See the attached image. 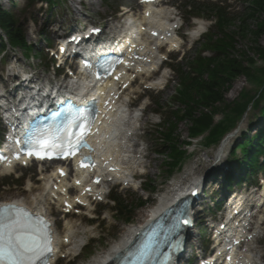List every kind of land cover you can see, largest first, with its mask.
<instances>
[{
  "label": "rangeland",
  "instance_id": "rangeland-1",
  "mask_svg": "<svg viewBox=\"0 0 264 264\" xmlns=\"http://www.w3.org/2000/svg\"><path fill=\"white\" fill-rule=\"evenodd\" d=\"M63 3H59L56 7L53 9H49L46 7V4L43 2H36L33 6L27 1V0H21V6L19 9L18 14L21 17V21H23L24 26L22 27L27 31V37L31 43H36L38 49H43L44 46V41L42 39V32L46 31L49 32L52 28L57 27L58 24H70L73 22V17H80V11L82 10L83 13H86L84 17H87L86 19H80V23L83 22H88V21H100L102 24L105 22L109 21L111 16L117 15V11L119 10L118 7L120 4L124 5H130V6H136L137 3L135 0H83L85 2L84 7H78L73 0H63ZM75 1H80V0H75ZM191 0H171L172 4H174L176 9L179 11L180 16L182 19H185L188 17V9L185 8V4L190 2ZM223 1V3L228 6V9L231 11L230 13L232 14L233 18H235V21L233 23L234 26H232L229 31H234L238 28V26L241 24V19H239L240 16L246 17L247 13L246 11V5L244 4L243 0H220ZM4 4V3H3ZM79 8V9H78ZM173 8V7H172ZM203 14H206L204 11ZM35 15L37 21H33L31 19V16ZM247 24L249 29H255L257 26L256 20L250 17H246ZM183 23V21L181 20ZM209 22V21H208ZM53 23V25H51ZM191 25H193L191 23ZM211 25V22L208 23V27ZM190 25L186 22L183 24V28L181 31V34L184 36L185 41L184 44L182 42L183 49L180 51L178 54L175 55L177 59L174 57L172 60V66L176 70V72L169 71V70H164L160 75H167L168 76V82L166 80L167 86L165 89L160 90L158 93L156 92L157 90H152L150 89L148 93L150 94V103L147 97L141 99L140 103L137 105L139 109L147 105V109L145 112H143V115L141 116V122L140 124L142 125V128L138 131L137 136L135 137V141H138L140 144L138 147L135 148V151H141L143 152V155L147 156L143 159H139L137 163L135 164L136 170H139L141 175H138V178L140 177L141 180H145L147 182V185H150L149 182L153 181V184L158 185V192L167 189L169 185L172 183L174 178H189L193 174L195 175H201L205 171L211 172V176L208 178L209 180L206 181L207 183H210L209 186L213 187L214 186V178L212 174L215 171L214 169H217L215 166L212 165L214 161V156L216 157L217 155V149L218 148H208L201 144V142H198L197 139L192 140V144L189 146H183L184 144L182 143L184 139H188L189 132V123L186 121L179 122L177 123V132L180 134V139L183 148L186 147L188 149L189 153V158L186 160L184 164V171L181 173H176L170 180H166L167 178V171L165 167V162L167 160V157L165 155H159L155 151L158 149H161L159 146V143H165L160 137L158 141L159 134L156 131V127L161 121H164L167 117H169L170 111L178 108V99L174 97L175 90L177 89L178 83H179V78H178V71L181 70H186L189 72V64L185 60L179 64L181 53L184 51L186 52L187 58H192L195 57V51L199 47V41L200 39H196L193 43H188V36L185 35L187 30L189 29ZM213 27V26H212ZM211 27V28H212ZM67 28H70L68 25ZM237 35V41L235 42L236 48L237 49H243V50H249L252 52L251 48L255 47V45H260L264 47V32L261 33L259 36H256L254 32H248L246 34H242V37H238ZM45 37V36H44ZM36 47V48H37ZM41 47V48H40ZM18 57L20 58V67L25 68L29 67L36 71L39 72L41 70L44 71L45 66H42L41 60L38 64H36V61L34 59H27L25 57V51L23 49H18L17 52ZM30 54H33L30 53ZM206 55H212L211 52L205 53ZM249 54V52H248ZM258 57V59H256ZM255 58V68L253 70H256L258 67H262L263 60L261 57L254 55ZM8 57L6 56L4 61L0 62V84H2V79H1V74L6 66L8 64ZM189 63V62H188ZM247 64V63H245ZM184 65V68L182 67ZM191 73V72H190ZM256 74V72H254ZM51 76V73L49 74ZM205 77V76H204ZM247 79V80H246ZM250 79V80H249ZM239 84V87L236 91L233 90V88ZM146 84H139L133 86L134 90L142 91L145 90ZM244 89H251L252 91L257 89V85L252 83V78H246L240 76L237 78L233 84L232 87L226 92L225 94V104H233L235 103V100L238 99L239 95L244 92ZM132 94V93H131ZM132 96V95H131ZM130 96V97H131ZM221 111L217 112L214 116H216V119H223L230 111L225 108L224 104H220ZM225 108V109H224ZM224 109V110H223ZM223 110V111H222ZM158 112V113H156ZM259 113L258 110H254L250 113L249 118H247L245 121V126L248 125V122H253V118H257V114ZM243 121V122H244ZM242 126V123H240ZM244 125V124H243ZM244 126V127H245ZM233 132V131H232ZM235 132V131H234ZM233 132V133H234ZM235 134V133H234ZM239 139V134L233 135L229 141L225 144L224 146V152L227 154V151L229 148H231L232 144ZM166 149V146L164 147ZM134 151V153H135ZM234 157V156H233ZM218 167V166H217ZM189 171V172H186ZM18 173L20 174H25L27 177L31 176L32 174L36 173V170L34 169H26V168H21L18 170ZM219 175L223 176V173H218ZM217 175V174H215ZM1 176V173H0ZM260 177V176H259ZM137 178V179H138ZM258 178V177H257ZM35 180V179H34ZM166 180V181H165ZM217 180V179H216ZM28 181H26L25 185L23 186H7V187H1L0 188V200H5V199H13V198H21L24 199L28 202H31L33 197L31 196L32 192H27L25 191L26 186ZM35 184H32V186ZM36 187L32 188V191L34 190L33 193L37 189H39L40 182H37ZM119 187L123 189L127 193V196L129 197V201H133L132 203L134 204L139 197V195L147 196L145 192L141 193L140 189L137 187H131V186H126L123 184H119ZM158 194V193H157ZM154 194L151 196V200L149 203L146 204L143 208H140L139 210H136L134 214V220L132 223L137 222V218L142 216L143 213H145L146 210H148L155 202L156 200V195ZM45 205V204H44ZM43 205V206H44ZM109 202L102 204L99 206V210L102 211V215L104 217V220L106 222V226L104 227V232L102 233V237L99 239H96V241H93L91 245H89L85 251L81 254V256L75 261L74 263L71 264H86L88 263L93 256H98L102 254V252L107 249L116 239H119L125 231V228L129 225L127 224H122L119 222H115L113 219V212L109 208ZM105 207V211L102 210V208ZM52 210L54 212V219L56 221H59L61 218L60 213H58L56 210V207H52ZM73 221L76 223H79L80 218L79 216H74L72 217ZM103 219V218H102ZM87 220V219H86ZM90 223V222H89ZM198 225H203L200 222V219L197 221V226ZM92 227H94L91 231L87 232V236L90 235H95V236H100L101 234V229L97 225V222L92 224ZM200 228V227H199ZM196 229V228H195ZM197 230V229H196ZM80 230V234H83ZM264 234V225L261 227L260 231V237H262ZM196 237L199 240L203 239H208L209 238V232H205L201 236ZM106 240V244L104 245L103 241ZM189 249L191 247H194V243L192 241H189ZM96 247V251H94V254L91 257L88 258H81L82 255L86 251H89L90 248ZM195 248V247H194ZM256 254L258 257H261L263 255V260L261 261L260 264H264V236L259 240L258 247ZM187 255H189V251L187 252ZM67 260H59L56 264H67ZM183 264H192L187 261L186 258L183 259Z\"/></svg>",
  "mask_w": 264,
  "mask_h": 264
},
{
  "label": "trees",
  "instance_id": "trees-1",
  "mask_svg": "<svg viewBox=\"0 0 264 264\" xmlns=\"http://www.w3.org/2000/svg\"><path fill=\"white\" fill-rule=\"evenodd\" d=\"M249 2V14L257 22V27L253 30L249 29L246 24H242L238 26L237 30L226 32L225 29L230 26L228 17L219 6L209 7L213 14L217 16L219 31L223 36L208 40L207 48L215 51L213 57L205 58L199 56L197 60H194V62L199 60L197 67L193 66L199 77L188 76L186 73L181 74L183 78L181 81L182 88L178 95L184 107L179 111H174L171 118L164 123V129L167 132L164 135V141L169 143L168 156L171 159L172 169L178 166L186 156V150L178 146L180 143L179 134L176 131L177 124L172 121L173 118L178 121H188L190 135H199L209 130L208 138L209 143H211L217 141L220 135L234 125L236 119L242 117L252 101L254 106L259 102L263 103L260 110L264 112V66L258 69V73L255 74V70L245 64L246 62L253 63L254 55L260 56L264 61V47L255 45V47L251 48L252 52L243 49L239 50L236 48V40L234 39L236 34L242 37V34L252 31L256 36H259L264 32V0H250ZM193 9L199 13L202 8L193 6ZM16 21L12 14L0 7V27L6 32L12 43L26 47L27 43L24 34ZM204 74H207L206 79H204ZM240 76L257 79L260 82L261 91L254 94L245 92L241 95L242 99L240 101H236L233 104H225L227 90ZM220 104H224V107L231 111L232 115L225 116L222 121L213 124V114L221 111L222 107ZM259 136L258 143L255 145L247 139L238 143L243 147V155L246 156L249 154L247 146L253 145L257 149L250 152L252 157L248 164L250 172H253L258 167L257 156L264 152V134L260 132Z\"/></svg>",
  "mask_w": 264,
  "mask_h": 264
},
{
  "label": "bare ground",
  "instance_id": "bare-ground-1",
  "mask_svg": "<svg viewBox=\"0 0 264 264\" xmlns=\"http://www.w3.org/2000/svg\"><path fill=\"white\" fill-rule=\"evenodd\" d=\"M147 12L151 13V17H148L146 15ZM172 16L173 11L165 9L163 7V4H160L155 7L144 8L141 14L134 15V25H131L130 23L125 24L124 32L126 33V40L131 41L132 52L139 53V57H143L142 55H144L145 58L150 62L147 64V66L143 65V68L155 67L156 63L159 61V58L161 59L160 54H158V46L161 43H167L169 49H173L174 46L177 47L179 45L180 38L174 36L173 32L175 22L172 23L169 21L172 19ZM147 25H151V30L157 31L158 35L156 37L147 35V37L144 38V41H141L140 38L142 39L145 34L142 31V27H146ZM204 28L205 23H196V25L190 32V37L196 38L198 35H200ZM139 67L140 64L132 66V68L129 70V73H127V77L130 78L132 76V73L137 71ZM83 82L85 83V85L82 87L84 92H86V90L89 91V89L93 90L95 88H97L100 92H103L107 86H114L113 84H110V82H107L106 87L104 88L96 87L94 83L89 84L88 78H85ZM149 85L152 87H159L160 85H162V82L160 79H157L152 81ZM238 87L239 84H237L233 88V90L236 91ZM124 106V103L119 104V106L116 107L114 111L107 112V116L103 118L102 124L99 126L100 133H97L98 142L96 146V149L101 152V156H104L106 158H109V156H111L114 158L115 162H113V165L116 166V170L112 172L109 177L114 180H119L121 181V183L129 181L132 176H135V170L133 166L135 162L133 161L135 159V156L132 157L133 159L131 158V160H129L130 156L125 153L126 148L136 145V143H132L133 138H129V135H127V131L132 129L135 124H131V121H125L126 112L124 110ZM104 153L110 154L107 155ZM123 160H129L132 162H130L128 166H121L119 162H122ZM9 167L10 166L4 168V170L9 169ZM83 176L84 174L81 175V177ZM42 179L44 181L43 188L39 195L36 196L35 202H33L32 205H34V203L40 205L42 198L44 197V193H46L47 195L50 194L49 191H46L49 185H58L61 192H55V194L62 196L66 194V192H64L65 186H67L68 184H72V180L67 179L66 177L61 178V181L58 182V177L57 175H55L54 171L50 172ZM51 179L57 182L55 183L54 181L53 183H50ZM198 179L202 180V177L192 179L193 181L184 180L182 182H177V184H170L167 189L163 190L156 196L154 204L148 210H146L145 213L142 214V216L137 218L136 223L128 225L119 239L114 240V242L107 249H105L102 254L93 256V258L86 264L110 263V260L113 259L116 254L120 253L123 249L126 248L128 243L131 242L133 236L140 228H142L158 213L162 212L164 210V207L173 205L177 200L185 196L187 194L186 192H189L191 188L198 183ZM104 192L105 185L97 186L96 189L91 192V196L87 200H85V204L87 205L86 209L88 212L91 211V207L95 203H91L92 200L96 197H100ZM262 192L264 194V189ZM71 201H74L73 198H71ZM75 227L76 224L73 221L66 220L64 223L63 235L61 237L57 236L56 238L59 245L65 246V253H76L81 247L84 240L83 237H77ZM256 228L257 227L252 228V234L256 233ZM66 238L68 240L67 243L64 242ZM252 240L253 238H250L249 242ZM239 257L240 258L238 264L257 263L256 255L252 254V252H250L249 250L243 251V254H239Z\"/></svg>",
  "mask_w": 264,
  "mask_h": 264
},
{
  "label": "snow or ice",
  "instance_id": "snow-or-ice-1",
  "mask_svg": "<svg viewBox=\"0 0 264 264\" xmlns=\"http://www.w3.org/2000/svg\"><path fill=\"white\" fill-rule=\"evenodd\" d=\"M78 128L79 131L77 133L68 134L71 136V139L60 137L59 133H56L58 137L57 142L48 143L47 141H36L35 145L39 148H58L65 146L69 149H74L77 146H87L84 137L88 134V129H85L83 125H78ZM65 154L67 155L69 153L65 152ZM86 159L91 161L90 157ZM15 213L16 205L0 206V262L35 264L36 261L42 260L45 254L51 252L52 249L47 246V242L43 246L38 243L22 242L21 234L15 231V228L18 226V221L14 219Z\"/></svg>",
  "mask_w": 264,
  "mask_h": 264
}]
</instances>
